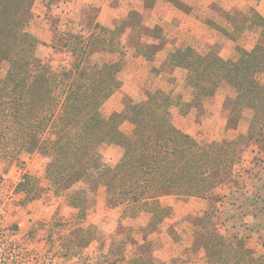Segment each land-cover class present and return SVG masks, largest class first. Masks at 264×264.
<instances>
[{
    "label": "rangeland",
    "instance_id": "rangeland-1",
    "mask_svg": "<svg viewBox=\"0 0 264 264\" xmlns=\"http://www.w3.org/2000/svg\"><path fill=\"white\" fill-rule=\"evenodd\" d=\"M256 13L264 16V0H32L21 10L19 28L35 38L36 56L54 74L72 65L70 43L89 46L90 64L117 63L120 85L102 104L104 116L161 90L169 95L171 123L195 141L208 165L220 159L219 172L231 175H210L205 195L159 193L147 199L165 207L156 221L153 204L141 205V210L110 206L112 192L103 183L88 191L91 201L70 205V192L82 182L56 193L45 174V157L38 151L19 152L20 140L0 137V263L181 264L189 261L184 256H192V263L215 264L204 261L205 240L196 234L206 225L211 228L207 219L220 233L241 237L253 254H264V224L259 223L264 213L255 224L248 219L259 215L252 211L254 202L264 203V128L255 140L252 109L232 114L237 93L227 82L204 98L209 83L188 80L189 68L180 65L187 59L175 54L189 48L236 61L240 49L264 46ZM5 70L3 64L0 77ZM258 78L264 81V72ZM62 84L55 91L59 98ZM119 127L129 135L133 124L124 120ZM97 149L107 166H115L124 153L114 143ZM25 176L32 178L26 181ZM137 256L141 260H131Z\"/></svg>",
    "mask_w": 264,
    "mask_h": 264
},
{
    "label": "trees",
    "instance_id": "trees-1",
    "mask_svg": "<svg viewBox=\"0 0 264 264\" xmlns=\"http://www.w3.org/2000/svg\"><path fill=\"white\" fill-rule=\"evenodd\" d=\"M31 1L0 0V68L6 65L0 77V137L20 140L19 152L38 151L43 155L47 162L46 177L56 193L82 182L69 197L70 205L81 207L92 200L88 191L103 183L112 192L108 198L110 206L125 204L141 210V205L153 204L150 211L159 221L165 207L147 199L159 193L205 195L210 175L218 174L221 179L231 175L219 172L220 159L215 158L208 165L205 153L195 141L171 123L169 95L161 90L148 92L144 100L104 116L101 106L120 85L117 77L120 69L116 62L90 64L86 43L80 42L77 48L70 43L72 65L62 68L59 75L51 72L50 66L35 54V38L22 31L16 22L17 14L28 8ZM254 16L263 37L264 16L257 13ZM175 52L178 59H187V63L180 65L189 68L188 80L197 77L200 82L209 83L204 98L212 96L221 81L233 86L237 95L232 114L239 113L241 108L252 109L250 126L255 128V140L262 136L264 81L258 76L264 72L263 45L240 49L236 61L224 60L210 51L200 55L189 48ZM195 64L193 68L191 65ZM62 82L64 94L59 98L55 91ZM124 120L133 124L129 135L120 130L119 124ZM102 143H114L124 149L115 166L101 162L97 147ZM25 177L26 181L32 178ZM25 185V179L18 184L20 188ZM206 223L202 225V228L206 225V230L196 234L204 238L202 247L212 263L264 264V254H253L241 237L220 233L208 219Z\"/></svg>",
    "mask_w": 264,
    "mask_h": 264
},
{
    "label": "crops",
    "instance_id": "crops-1",
    "mask_svg": "<svg viewBox=\"0 0 264 264\" xmlns=\"http://www.w3.org/2000/svg\"><path fill=\"white\" fill-rule=\"evenodd\" d=\"M255 204L254 205H252V211H255L256 213H258L259 215L257 216V217H250V218H248L249 219V221H251L252 222V224H255L256 222H255V220L256 219H258L259 217H260V214H262L263 215V213H264V211H261L260 212V210L263 208V210H264V203H262L261 201H258V202H254ZM260 203H262V204H260ZM248 220H245V222H247ZM259 223H261V224H264V222H263V219H261V221H259ZM255 233V231H253L252 232V238H253V234ZM248 236H250V234H248ZM245 237H247V236H245ZM189 259V261H183L181 264H195V263H192V261H194V260H196V259H194L192 256L190 257V256H188V257H183V259ZM204 261H206V262H208L209 261V259H207V257H204ZM206 264H208V263H206Z\"/></svg>",
    "mask_w": 264,
    "mask_h": 264
},
{
    "label": "built area",
    "instance_id": "built-area-1",
    "mask_svg": "<svg viewBox=\"0 0 264 264\" xmlns=\"http://www.w3.org/2000/svg\"><path fill=\"white\" fill-rule=\"evenodd\" d=\"M49 261H51V260H49Z\"/></svg>",
    "mask_w": 264,
    "mask_h": 264
}]
</instances>
